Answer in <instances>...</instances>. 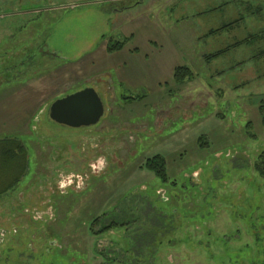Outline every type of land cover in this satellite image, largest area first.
Listing matches in <instances>:
<instances>
[{
    "label": "rangeland",
    "instance_id": "rangeland-1",
    "mask_svg": "<svg viewBox=\"0 0 264 264\" xmlns=\"http://www.w3.org/2000/svg\"><path fill=\"white\" fill-rule=\"evenodd\" d=\"M90 87L96 125L50 120ZM263 120L264 0H0V264H264Z\"/></svg>",
    "mask_w": 264,
    "mask_h": 264
},
{
    "label": "water",
    "instance_id": "water-1",
    "mask_svg": "<svg viewBox=\"0 0 264 264\" xmlns=\"http://www.w3.org/2000/svg\"><path fill=\"white\" fill-rule=\"evenodd\" d=\"M103 114V104L91 87L54 101L48 111L52 122L72 129L94 126Z\"/></svg>",
    "mask_w": 264,
    "mask_h": 264
},
{
    "label": "trees",
    "instance_id": "trees-1",
    "mask_svg": "<svg viewBox=\"0 0 264 264\" xmlns=\"http://www.w3.org/2000/svg\"><path fill=\"white\" fill-rule=\"evenodd\" d=\"M214 32H212L213 34ZM123 48V44H111L109 43L107 45V49L106 52L107 53H113L115 51H120ZM222 53L218 52L216 54L210 55V56H205V59L209 60V59H214V58H218ZM173 79L178 82V83H186L189 81H192L194 79L192 72L186 68V67H178L176 69H174V73H173ZM263 125H264V120H263ZM22 149H20L21 151ZM259 159L261 160V165L264 166V151L260 154ZM167 162L165 161L164 158L160 157L159 155L154 156L152 158L146 159L143 166L140 167L141 170H145L147 172H150L154 175V177L156 179H158L161 184H170V177L169 174L167 173ZM256 171H254L256 173V175L261 178L264 179V169H262L260 166L255 168ZM173 186L176 185L175 182L171 183ZM5 191V190H4ZM106 215H103L102 218H105ZM101 217H96L92 222H91V231L94 233L93 235L96 236L97 238H101L103 237V235H105L109 230L114 229L115 227H125V224H118V222L114 219H112L110 221V223L105 224L104 222H109V221H104L105 219L102 220ZM156 219L158 220L159 223H161L156 215ZM101 223V224H100ZM100 224V230L94 232L93 231V226ZM153 231H158L157 228L154 227Z\"/></svg>",
    "mask_w": 264,
    "mask_h": 264
},
{
    "label": "clouds",
    "instance_id": "clouds-1",
    "mask_svg": "<svg viewBox=\"0 0 264 264\" xmlns=\"http://www.w3.org/2000/svg\"><path fill=\"white\" fill-rule=\"evenodd\" d=\"M91 167H92V169L94 170V171H101V170H103L105 167H106V160H105V158L104 157H99L97 160H96V162L94 163V164H92V165H90ZM65 180L67 181V184H70L71 182H72V179H71V177L69 176V177H66L64 180H61L60 182H59V186H60V188H64V187H66V183H65Z\"/></svg>",
    "mask_w": 264,
    "mask_h": 264
},
{
    "label": "crops",
    "instance_id": "crops-1",
    "mask_svg": "<svg viewBox=\"0 0 264 264\" xmlns=\"http://www.w3.org/2000/svg\"><path fill=\"white\" fill-rule=\"evenodd\" d=\"M106 49H107V47H106ZM99 73H100V75H102L104 73V71L102 70ZM16 224L19 226L20 223L18 221H16Z\"/></svg>",
    "mask_w": 264,
    "mask_h": 264
}]
</instances>
